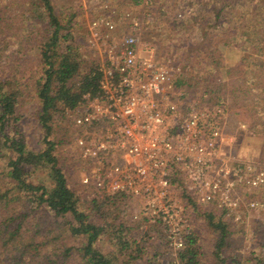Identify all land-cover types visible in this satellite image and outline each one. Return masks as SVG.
<instances>
[{"label": "rangeland", "instance_id": "1", "mask_svg": "<svg viewBox=\"0 0 264 264\" xmlns=\"http://www.w3.org/2000/svg\"><path fill=\"white\" fill-rule=\"evenodd\" d=\"M180 1L141 0L136 3L134 0H52V4L61 23L67 27L65 32L71 33L69 43L79 46L78 52L84 63L95 61L99 67L106 60V48L119 47L125 36L134 32L139 38L143 57L152 53L157 60L173 66L175 70L176 67L181 69L182 64L191 62L193 73L177 75L179 71L176 70L175 74L176 78L181 76L184 84L180 87L188 96L185 102H181L182 105L194 103L213 109L222 104L226 110L224 152L236 162L252 163L264 170V66L254 69L249 65L247 67V64L239 66L240 47H233V44L223 47L218 41L226 31L216 27L209 29V25H214V18L212 13L202 8L206 0H200L202 6L194 14L185 13V19L182 20L177 16L180 13ZM5 2L6 0H0L1 4ZM195 18L204 23V34L200 33L201 25L198 22H189ZM108 21L114 26L113 30L105 25ZM95 23L100 25L97 27ZM243 23L236 19L230 26H240ZM206 37L214 40L212 43L222 44L214 49L216 63H220L215 69L209 68L206 57L211 50L200 51L196 48V42ZM17 48H21L19 43ZM219 54L222 60L219 59ZM13 57L8 59V69L15 67L19 61L17 58H21L18 54ZM6 59L3 56L2 62L5 63ZM261 59L251 60L250 63H259ZM261 63L264 64V61ZM38 67L36 60L29 57L25 67L18 69L19 72L27 73L25 78L23 75L18 76L20 88L25 91L19 106L18 129L31 151H43L49 147L48 143L54 144L52 155L57 158L69 188L75 193L79 210L86 212L91 222L104 228L97 247L104 253L122 259L119 244L121 236L128 241L131 251L137 250L136 245L143 250L142 259L138 261L141 264H181L178 258L180 243L166 238L164 228L135 224H143L142 204L136 200H129L125 207L123 204H117L116 207L104 206L102 210L90 207L92 200L106 198L80 183V177L88 167L75 144L79 132L73 120L80 106L73 111L51 112L50 132L42 127L39 102L31 91L41 75ZM86 67L85 64L82 65L81 72ZM212 75L215 76L211 77ZM77 81L78 79H74L72 84ZM222 85L224 90L220 88ZM204 87L220 90V100L215 99L209 104L206 101L208 97L203 92ZM10 161L9 155L1 160L0 173L9 172ZM29 181L47 188L51 186L48 170L32 169ZM243 200L237 212L227 213L216 209L214 205L198 203L191 195L182 196L181 204L186 205L185 214L191 222L187 230L192 234L190 238L197 241L200 250L199 264H212L213 261L218 234L209 224L211 216L214 222L222 221L229 225V244L223 249L229 264H236V261L238 264H264V229L259 228L260 224H264V186L248 192ZM57 221L71 223L73 219L68 216ZM124 222H128V226H120ZM66 238L70 246H80L84 239L70 236ZM128 259L127 257L126 260ZM73 262L83 264L76 260Z\"/></svg>", "mask_w": 264, "mask_h": 264}, {"label": "trees", "instance_id": "2", "mask_svg": "<svg viewBox=\"0 0 264 264\" xmlns=\"http://www.w3.org/2000/svg\"><path fill=\"white\" fill-rule=\"evenodd\" d=\"M134 1L137 3L141 0ZM248 1L206 0L202 8L213 14L214 25H209V29L216 27L226 31L218 42L223 47L232 44L233 47L239 46V66L247 64V67L249 65L254 69L264 66L261 63L264 61V0ZM200 6V0H181L178 7L180 13L176 14L182 20L185 19V13L194 14ZM236 19L244 23L230 26ZM189 22H198L201 25L200 33L204 34V23L196 18ZM65 31L67 27L55 13L52 0H6L4 4L0 3V162L4 157L11 156L9 172L0 173V264H74V260L83 264H141L138 261L142 259L143 250L136 245L137 250L131 251L128 241L121 236L119 244L122 259L104 253L97 247L104 228L91 222L90 216L79 210L75 193L69 188L57 158L52 155L54 144L48 143L49 147L43 151H31L18 129L19 106L25 93L20 88L18 76L23 75L25 78L27 75L18 69L25 67L29 57L34 58L36 67L39 65L40 68V78L31 91L39 102L40 124L48 132L52 128L49 126L51 112L73 111L85 101L86 96L93 98L98 95L101 73L97 63H84L78 52L79 46L69 43L71 33ZM226 36L229 39H224ZM213 41L206 37L196 42V48L200 51L211 50L206 55L210 69L220 65L216 63L214 49L222 44ZM18 43L21 45L19 49ZM15 54L21 58H17L19 61L15 67L8 69L6 64L15 58ZM3 56L7 57L5 63L2 62ZM257 58L263 60L250 63ZM219 59L222 60L220 54ZM190 63L182 64L181 69L176 67L179 71L177 75L193 73ZM84 64L86 70L81 72ZM74 79L78 81L72 84ZM183 84L181 76L176 78L178 89L182 90L180 86ZM220 88L224 90V85ZM203 92L209 104L215 99L220 100V90L204 87ZM32 169L48 170L51 186L47 188L30 182ZM129 200L96 199L92 200L90 207L98 210L104 206L116 207L117 204L125 207ZM68 216L73 222L57 221ZM145 222L135 224L144 227L148 224ZM209 224L218 234L212 264H229L223 253L229 244V225L222 221L214 222L212 216ZM125 225L128 226V222L120 224ZM261 227L264 229V224H260ZM191 235L178 251L181 264L200 263V250L197 241L190 238ZM68 236L84 238L83 243L70 246L69 242L67 244Z\"/></svg>", "mask_w": 264, "mask_h": 264}, {"label": "built area", "instance_id": "3", "mask_svg": "<svg viewBox=\"0 0 264 264\" xmlns=\"http://www.w3.org/2000/svg\"><path fill=\"white\" fill-rule=\"evenodd\" d=\"M104 53L98 95L86 96L73 120L88 165L80 183L104 198L136 200L143 222L182 246L191 225L184 194L237 212L244 195L264 186V170L224 152V106L182 105L188 96L175 68L143 57L135 32Z\"/></svg>", "mask_w": 264, "mask_h": 264}]
</instances>
